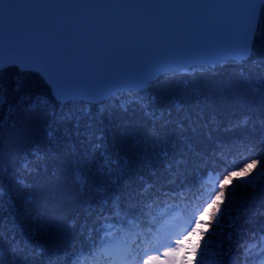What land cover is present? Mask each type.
<instances>
[{"label":"snow or ice","instance_id":"1","mask_svg":"<svg viewBox=\"0 0 264 264\" xmlns=\"http://www.w3.org/2000/svg\"><path fill=\"white\" fill-rule=\"evenodd\" d=\"M262 51L264 0H0V138L9 134L0 147V264H81L85 253L93 264L97 255L103 264H202L209 252L214 264H264V196L254 199L244 227L232 215L237 192L264 186ZM225 69L250 93L225 81L218 95L194 90L191 102L173 98L171 109L157 107L154 89ZM37 78L46 91L32 90ZM92 107L99 116L109 108L140 112L143 119L128 122L120 136L139 146L146 130L159 148L155 157L138 153L128 175L129 157L109 151L117 141L111 113L99 133L80 131L83 115L94 128ZM38 127L43 150L31 143ZM221 128L236 135L214 142ZM205 142L215 146L205 149ZM233 149L250 158L238 170L226 159ZM69 166L66 184L61 168ZM189 169L199 173L191 181ZM209 181L210 196L175 247H165L180 204L156 214L163 182H180L181 203L191 204ZM105 204L115 205L109 215L100 210ZM64 228L73 236L60 260L39 238L58 239ZM246 241L257 242L258 255H247ZM161 248L162 256L152 255Z\"/></svg>","mask_w":264,"mask_h":264},{"label":"trees","instance_id":"2","mask_svg":"<svg viewBox=\"0 0 264 264\" xmlns=\"http://www.w3.org/2000/svg\"><path fill=\"white\" fill-rule=\"evenodd\" d=\"M258 56L264 55V51L259 52L257 54ZM226 71V76H228L226 79L220 81L215 79L214 77L207 76V78H204L205 80L209 81H204L203 76L197 75L195 80H190L188 77H186L184 80L188 81L187 86H185V83L181 81H173L170 82L167 85H164L163 87L159 89H154L155 93L161 97V101L159 105H157L158 108L164 109L168 108L171 109V100L173 98L181 99L183 102H191L193 97V92L194 90H199L201 94L203 95H218L217 93V86L218 84H223L225 81H231L233 84L234 89H237L240 91L241 94L244 93H250L249 88L247 85H245L242 81H240L238 78L230 75V69H225L222 72ZM197 77L202 78L199 79ZM210 84V85H209ZM32 90L34 92H44L47 90V86L43 84L42 81H39L37 78L32 82ZM231 96L230 92L226 93ZM252 103L255 105L256 100L253 97L252 98ZM87 110V108L85 109ZM74 112H76L78 115L80 114L78 111V108L73 109ZM92 114L96 116L94 123V128L88 129L85 127L88 122H89V117L87 115H83L81 119V132H93V133H99L101 129L109 124V113H111L112 116V125L116 129V136H117V141H116V148H110V152H115L117 149H119L120 156H128L130 163L128 165V175H131L135 172V165H136V156L138 153L143 152L145 150L148 151L149 155L152 157H155L156 152L159 151L158 147H155V145L151 144V141L147 139V132L146 130H142V132L136 137V139L139 141V146H134L133 145V138L132 137H126L123 138L120 136V130L123 129L124 127L127 126L128 122H136L138 120L143 119L142 114L140 112L132 113L131 110L129 113H122L118 108H109L108 112H105L103 116H99L96 112V107L91 108ZM243 109H237L236 115H241ZM3 112H0V118H2ZM68 129L71 132H74L75 129H72V125L68 124L67 125ZM236 135L235 133H229L225 131L223 128H221L219 131L214 132L213 134V141L218 142V141H226L230 139L232 136ZM9 139V134L6 133L2 138H0V147H4V142ZM79 139H85L84 136L79 137ZM71 142L72 143H78L77 137L73 135L71 137ZM95 142V141H93ZM31 143H39L41 145V148L43 150L45 141H44V130L43 128L37 129V131L33 134L32 141ZM31 143L27 145V147H31ZM69 143V140L67 137L64 138V144L67 145ZM123 145V146H122ZM214 143L210 142H205L204 147L205 149H209L214 147ZM227 152V149H224ZM169 151H173V149L170 147ZM233 155L227 156V162L230 167L233 169L238 170L240 167H243V165L246 162H250V158L247 156V154L241 149L240 151H236L233 149ZM178 154V153H177ZM219 155V153H217ZM123 163V161H121ZM52 166H57L59 165H52ZM49 168V171H51V167ZM202 167V166H201ZM199 175L197 171H194L193 169L188 170V179L191 181L195 178V176ZM61 176L64 179V182L66 184H69V182L72 179V173H71V168L66 167V168H61ZM95 179V177H93ZM151 179V177H149ZM181 180H183V177H181ZM210 183L212 184V181L208 182L207 187L205 188L204 196L202 198V202L207 200L208 197L210 196L208 193L213 191L210 187ZM171 189H175L176 191H171ZM162 193V199L161 201L158 202V206L154 205V209H157L158 207H161L158 209V211L163 212L166 211L172 204L173 201L181 199V194L185 193L186 194V189L182 186L180 182H177L176 184H168L167 182H163V186L161 189ZM164 193H168L172 197H176L175 199H169L168 195H164ZM209 195V196H208ZM261 196H264V186H262L260 189L256 190L255 192L249 190L248 193H240L237 192V198L235 203L232 205V215L234 217L238 216L239 219L237 220V225L238 227H244L245 226V221L247 220L248 216L255 210V203L254 199L258 200ZM101 198L97 197L95 200H93V206L94 208L99 204V200ZM109 199H111V191L109 193ZM165 208L163 209V207ZM115 205L113 204H105L103 205L100 210L104 211L105 215H109L108 209L114 208ZM247 210V211H245ZM137 216H138V211H137ZM123 218V217H121ZM72 230L68 228H64L62 230V235L58 239H53L49 240L48 238H45L41 236L39 238V242L46 244L50 251L54 252L55 246L57 247V250L60 252L59 259L63 260L64 259V253L60 251L61 249L65 248L66 242L70 244L72 242ZM248 243V246L256 241H246ZM257 243V242H256ZM63 245V246H62ZM57 251V252H58ZM56 259L55 255L53 257ZM212 258V253H208V257L203 259L202 264H208V261ZM78 259L81 262H85L86 264L90 263L89 258L85 260H81L82 256H79Z\"/></svg>","mask_w":264,"mask_h":264},{"label":"rangeland","instance_id":"3","mask_svg":"<svg viewBox=\"0 0 264 264\" xmlns=\"http://www.w3.org/2000/svg\"><path fill=\"white\" fill-rule=\"evenodd\" d=\"M226 74V71H224V72H222L221 73V75H219V76H216V77H214L215 79H217V80H220V81H222V80H224V79H226L228 76H226L225 75ZM186 77H184V79H185ZM197 78H199V79H201L202 80V78H200V77H197ZM204 78H207V76H203V79ZM204 81H209V80H205L204 79ZM210 85V84H209ZM218 85H220V84H218ZM218 85H216V86H218ZM175 217L176 216H172L171 217V219L169 220V230H168V232H169V235L172 237V240H167V239H165L164 240V244H165V247H175V244H174V239L175 238H179L185 231H186V229H187V224L184 222V226H183V229H179L178 228V226H177V223H176V220H174L175 219ZM173 222H174V224H173ZM72 243V242H71ZM70 243V244H71ZM70 244H68V242H66V244H65V246L67 247V246H69ZM63 246V245H62ZM162 249V248H161ZM160 249V251L159 252H157L158 254H154L155 252H153L152 253V255H160V256H162V250ZM58 250H57V247L55 246V248H54V252H57Z\"/></svg>","mask_w":264,"mask_h":264}]
</instances>
